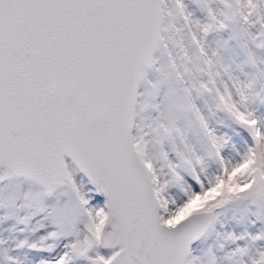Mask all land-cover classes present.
<instances>
[{"label":"snow or ice","instance_id":"obj_1","mask_svg":"<svg viewBox=\"0 0 264 264\" xmlns=\"http://www.w3.org/2000/svg\"><path fill=\"white\" fill-rule=\"evenodd\" d=\"M0 264H264V0H0Z\"/></svg>","mask_w":264,"mask_h":264}]
</instances>
